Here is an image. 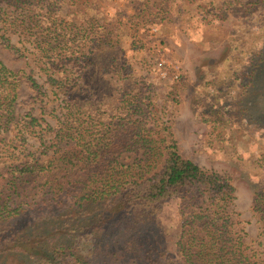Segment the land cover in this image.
I'll list each match as a JSON object with an SVG mask.
<instances>
[{"label":"rangeland","instance_id":"obj_1","mask_svg":"<svg viewBox=\"0 0 264 264\" xmlns=\"http://www.w3.org/2000/svg\"><path fill=\"white\" fill-rule=\"evenodd\" d=\"M87 2L94 6L98 18L115 28L113 36L118 40L117 45L110 49L101 43L103 47L97 52V57L91 58V62H96L91 72L82 67L83 54L80 51L70 56V42L61 33L69 23H76L79 26L78 37L84 38L80 25L87 24L86 5L65 1L63 4L68 11L57 13L54 17L55 12L51 15V12L33 7L22 10L16 4H0L9 19L23 13L32 15L35 24L42 22L40 27L35 26L30 31H24L20 23L0 31L6 32L21 49L20 55H17L0 43V59L18 72L21 80L16 124L24 131L23 139H20L14 124L1 134L0 169L28 160L27 153H34L40 161L58 154L57 129L62 126L68 111L69 89L70 94L78 100L77 106L81 107L75 109L76 118H80L79 122L84 123L85 127L89 125L80 114L83 102L79 99H89L80 91L83 88L93 91L92 100L95 101L101 102L98 97L99 93L102 94L103 102L111 103L109 106H127L134 103L136 98L146 97V108L152 113L144 117L143 125L153 128L156 124L169 123L183 157L230 181L234 189V200L228 207L231 218L238 229H244V241L250 254L264 264V219L253 210L255 194L264 181V125H258L240 113L236 104L242 92L237 88V83L239 78L248 75L246 61L249 50L253 49L249 47L251 39L247 31H253L259 47L264 42V23L259 12L244 17L232 8L230 12L227 10L226 17L220 18L201 16L197 7H192L191 0L185 3H190V7L194 8L193 14L187 13L184 6L178 7L177 12L173 11L172 0ZM214 4L221 6L218 1ZM29 9H33V12H28ZM163 10L162 18H158L157 13ZM44 15L49 18L42 20ZM154 28L156 31H152ZM56 36L62 40L60 46L49 52L44 51L56 46L44 42ZM37 37H41V45L36 42ZM78 41L85 44V51L92 44L91 37ZM114 50L117 52L115 56ZM50 52H54L51 53L53 55H47ZM71 57H78L80 61ZM148 58L155 59L156 65L150 67L144 64ZM162 59L168 72L177 68L181 78L171 80V74L163 78L158 65ZM29 77L37 81L38 89L31 86ZM171 85H176L175 89L172 90ZM130 86L133 91H126ZM125 91L129 94L127 97L122 96ZM126 111L124 107L121 116L128 118ZM28 112L39 120V124H23L22 117ZM136 118L137 115H134L133 119ZM217 119L219 122L216 123ZM68 125L76 126L77 122H69ZM101 128L99 125L97 129ZM119 137L123 141L126 136ZM13 146L17 147L15 151ZM141 153L142 149L125 151L119 160L131 163ZM200 203L193 208L198 211L204 209L205 204L201 209ZM180 204V197L165 201L161 210L149 217L147 222L132 219L129 215L118 216L116 219L119 223L115 221L102 226L97 223L88 228L84 225L94 222L96 218L91 219L90 214L75 217L74 209L69 213V218L60 217L59 221L52 220L41 209L32 213V219L40 230L36 234L44 235L46 239L47 232L48 235L54 233L57 239L73 248L75 255L92 256L91 264H121V261L116 262L127 256L128 250L136 255L142 253L144 243H140V239L145 238L152 243L153 248H150L154 251H164L174 254V259H181L176 242L181 233L182 220L190 210L183 215ZM42 231L46 233L40 234ZM145 262H148V256H145Z\"/></svg>","mask_w":264,"mask_h":264},{"label":"trees","instance_id":"obj_2","mask_svg":"<svg viewBox=\"0 0 264 264\" xmlns=\"http://www.w3.org/2000/svg\"><path fill=\"white\" fill-rule=\"evenodd\" d=\"M65 1L81 2L88 8L87 24L80 25L84 38L78 37L79 26L76 23H69L61 33L70 42V56L77 55L80 51L83 54L82 67L91 72L96 66L91 58L97 57V52L103 47L101 43L110 49L117 45L118 40L113 36L115 28L98 18L96 9L87 0H0V4H16L22 10L33 7L46 13L51 12V15L55 12V17L57 13L68 11L63 4ZM185 1L190 0H172L171 8L177 12L178 7L184 6L187 13L193 14L197 7L201 16L220 18L226 17L232 8L244 17L258 11L264 23V0H191L193 9ZM215 1L221 6H216ZM29 10L28 12H33V9ZM157 14L158 18H162L160 15L164 14V10ZM48 18L44 15L42 20ZM18 23L24 31L40 27L30 14L19 13L15 18L9 19L0 6V31ZM4 31L0 33V43L20 55L21 49ZM247 35L251 39L249 47L253 49L249 50L246 61L248 75L239 78L237 83V88L242 91L240 100L236 103L237 110L256 124L264 125V42L259 47L251 29L247 31ZM89 37L92 44L85 51V44H79L78 40H88ZM42 39L37 37L36 42L41 45ZM53 39L44 42L56 46L44 51L49 52L57 48V45L60 46L62 40H58L57 36ZM51 53L54 52L47 55ZM116 53L114 50L113 55ZM61 55L62 52L59 53ZM72 59L77 61L78 57ZM144 64L152 67L156 65V61L148 58L144 60ZM89 79L91 80L90 77ZM20 81L19 73L0 59V136L15 124L19 138L23 139L24 131L16 124ZM29 82L33 88H39L34 78L29 77ZM175 86L171 85L172 90ZM128 89L129 92L133 91L131 86L126 91ZM80 91L89 99H79L83 102L80 114L85 117L88 127L79 122L80 118H76L75 109L79 110L81 107L77 106L78 100L70 94L69 89L68 111L62 126L57 129L56 137L60 146L58 154L40 161L34 153H27L28 160L0 169V264L92 263V256L75 255L73 248L57 239L54 233L48 235L49 232L42 231L40 234L45 232L48 237L46 239L44 235L36 234L40 230L32 219V213H37L39 209L56 221L60 217L69 218L72 209L75 217L90 214L91 219H96L84 225L88 228L97 223L99 226L113 224L118 216L129 215L132 219L139 218L142 222H147L149 217L161 210L165 201L173 197L181 198L180 209L183 215L190 210L182 220L181 233L176 242L181 259H174V254L164 251H154L150 248L152 243L145 238L140 239V243H144L141 254L136 255L128 250V255L119 258L116 263L262 264L250 254L244 241V229H238L231 218V209L228 207L233 203L234 189L230 181L183 157L169 123L146 128L142 121L152 113L146 108V97L136 98L134 103L127 106H109L111 103L103 102L102 94L99 93L100 102L92 100V90L83 88ZM126 91L123 97L129 95ZM124 107L128 118L121 116ZM134 115H137L136 119H133ZM73 121L77 125L69 127L68 123ZM22 122L24 125L39 124V120L30 112L22 117ZM215 122H219V119ZM99 125L102 126L101 129H97ZM124 134L125 139L120 141L119 136ZM12 149L15 151L17 147L13 146ZM139 149H142L141 156L131 163L119 160L123 152ZM10 153L14 155L13 152ZM200 202L205 204L204 209ZM198 203L202 210L193 208ZM253 210L264 219V181L262 188L255 194ZM144 255L148 256L147 263Z\"/></svg>","mask_w":264,"mask_h":264},{"label":"built area","instance_id":"obj_3","mask_svg":"<svg viewBox=\"0 0 264 264\" xmlns=\"http://www.w3.org/2000/svg\"><path fill=\"white\" fill-rule=\"evenodd\" d=\"M152 31H156V29H152ZM159 69L161 70V76L163 78H167L169 76V74H171V80H176L181 78V73L177 68H173V70L171 71V73L168 72L167 68H166V63L165 61L162 59L159 63Z\"/></svg>","mask_w":264,"mask_h":264}]
</instances>
